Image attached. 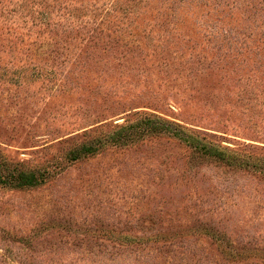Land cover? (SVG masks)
I'll return each mask as SVG.
<instances>
[{
	"label": "rangeland",
	"instance_id": "obj_1",
	"mask_svg": "<svg viewBox=\"0 0 264 264\" xmlns=\"http://www.w3.org/2000/svg\"><path fill=\"white\" fill-rule=\"evenodd\" d=\"M0 161V264H264V0H0Z\"/></svg>",
	"mask_w": 264,
	"mask_h": 264
},
{
	"label": "trees",
	"instance_id": "obj_2",
	"mask_svg": "<svg viewBox=\"0 0 264 264\" xmlns=\"http://www.w3.org/2000/svg\"><path fill=\"white\" fill-rule=\"evenodd\" d=\"M151 120V119H149ZM136 127V128H134ZM152 129V127H149ZM142 129L139 125H128L120 127V132L117 136H110L109 140L116 145L125 144L132 136H135V133H138V130ZM135 130V131H134ZM141 131V130H140ZM139 131V132H140ZM93 150L92 145H83L77 151H74V154L80 153H88ZM45 173L41 171H24L18 169V167L13 168H4L3 162L0 161V182L8 183L10 186L15 188H22V187H32L39 183H41L45 176Z\"/></svg>",
	"mask_w": 264,
	"mask_h": 264
}]
</instances>
